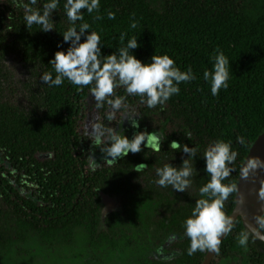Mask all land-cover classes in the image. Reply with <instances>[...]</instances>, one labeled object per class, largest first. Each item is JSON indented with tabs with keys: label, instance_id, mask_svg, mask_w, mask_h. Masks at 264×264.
<instances>
[{
	"label": "trees",
	"instance_id": "obj_1",
	"mask_svg": "<svg viewBox=\"0 0 264 264\" xmlns=\"http://www.w3.org/2000/svg\"><path fill=\"white\" fill-rule=\"evenodd\" d=\"M50 2L0 0V262L30 238L44 246H68L81 230L90 247L116 249L122 242L132 245L150 226L161 231L159 240H166L167 249L141 264H201L208 250L189 255L185 221L196 201L207 198L200 193L211 179L204 153L217 141L230 143L237 155L222 183L236 185L251 143L264 130V0H99V9L82 10L84 19L75 25L66 14L67 0H58L50 16L53 31L43 32L37 24L27 28L25 5L43 14ZM83 23L89 33L100 35L102 61L135 37L139 47L130 54L144 63L153 55H168L182 72L191 68L195 79L181 82L178 94L151 108L146 97L130 95L123 86L101 102L92 93L94 81L87 86L67 78L59 86L43 83L45 73L57 75L49 63L55 53L69 47L63 34ZM220 52L229 61L228 87L213 95L204 73L213 70ZM116 97H124L123 105L109 120L108 100ZM129 115L139 121L137 131L161 136L160 151L144 148L112 164L98 160L95 153L108 140L105 136L94 146L92 126L116 130ZM172 140L181 143L180 151L184 144L195 148L196 155L170 149ZM185 158L193 168L187 190L160 186L157 170L179 168ZM139 163L147 168L136 172ZM102 194L118 198L119 209L105 214ZM146 202L153 204V215H131ZM234 206L235 191L224 201L226 216ZM260 232L264 235V223ZM241 234L248 236L243 246ZM225 258L264 264V242L240 217L210 264Z\"/></svg>",
	"mask_w": 264,
	"mask_h": 264
},
{
	"label": "clouds",
	"instance_id": "obj_2",
	"mask_svg": "<svg viewBox=\"0 0 264 264\" xmlns=\"http://www.w3.org/2000/svg\"><path fill=\"white\" fill-rule=\"evenodd\" d=\"M32 4L36 0H31ZM58 7V0H51L43 6V14L25 5V21L27 28L33 24L40 25L43 32H50L54 27L50 23V16ZM68 19L75 25L76 21L84 19L82 10L88 13L99 9V0H67L64 5ZM115 14L109 13V19H114ZM133 28L136 24L131 25ZM88 23H83L79 30L75 26L69 28L63 34V43L69 44L67 50H59L55 53L52 63L57 73L55 79L51 74L45 73L41 79L43 83L59 86L67 78L78 86H87L95 82L92 93L97 101H104L107 97L113 96L117 87L123 86L130 95L146 97L148 107H155L165 103L172 95L178 94L179 84L195 79L191 68L181 71L175 66V61L168 55H153L150 63H144L130 50L137 49L139 43L135 37L131 38L126 47L118 50V53L104 57L101 60L102 50L100 47V35L96 32H88ZM82 37L84 38L82 41ZM124 41V35L120 37ZM62 47V46H58ZM228 58L220 52L215 57V63L211 72L205 71V80L211 81V92L218 95L220 89L227 88L229 79ZM124 97L109 99L113 113L109 115V120L113 118L114 112L123 105ZM128 121L132 128L139 129L140 123L135 116H129ZM92 143L94 146L103 144L107 136L108 146L101 147L104 159L112 164L129 155L137 154L144 148L160 151L161 136L155 131H137L133 138L127 135H120L113 129H104L100 124L92 126ZM191 139L190 135L187 136ZM240 142H243L242 139ZM143 146V147H142ZM170 149L183 153L186 157H194L196 149L183 145L172 140ZM237 153L232 151L231 144L224 141H217L210 145L204 153L205 171L210 175V181L200 189L202 198L196 201L191 217L185 221V233L190 239L189 255L197 250L218 251L221 244V236L231 230L232 221L223 211L224 201L229 195L237 190L235 184L226 185L222 183L231 173L229 165L236 159ZM147 168L146 163L135 165L136 172ZM264 169V159L253 157L244 167L242 175L248 178L250 174ZM159 180L157 183L162 187L171 185L176 192H185L191 184L189 179L193 175V168L189 159H182V164L177 167L165 165L157 170ZM258 198L264 201V181L258 192ZM258 222L264 223V219ZM247 234H241L239 243L243 246L247 243Z\"/></svg>",
	"mask_w": 264,
	"mask_h": 264
},
{
	"label": "rangeland",
	"instance_id": "obj_3",
	"mask_svg": "<svg viewBox=\"0 0 264 264\" xmlns=\"http://www.w3.org/2000/svg\"><path fill=\"white\" fill-rule=\"evenodd\" d=\"M128 118L115 131L131 139L137 129L131 127ZM95 154L98 160L106 161L101 150ZM119 206L118 198L108 197L104 200L105 210H118ZM153 214L154 206L150 202L135 206L131 213L141 219L145 215ZM144 228L135 235L132 245L127 246L122 242L116 249L105 245L90 247L87 235L81 230L76 232L73 244L68 246H44L35 238H30L25 244L19 245L4 257L0 264H141L142 261L157 257L161 253L165 255L167 246H165L166 240H159L162 237L161 231L150 226H148V231ZM218 264L238 263L225 258Z\"/></svg>",
	"mask_w": 264,
	"mask_h": 264
},
{
	"label": "water",
	"instance_id": "obj_4",
	"mask_svg": "<svg viewBox=\"0 0 264 264\" xmlns=\"http://www.w3.org/2000/svg\"><path fill=\"white\" fill-rule=\"evenodd\" d=\"M253 157L264 159V130L251 143L249 152L243 161L237 180V190L235 191V206L228 216L232 224L236 218L240 217L243 225L248 229L255 238L264 242V235L260 232V222L264 217V201L258 198V192L261 187V182L264 181V169H260L254 174H250L248 178L242 175L247 162ZM108 198L107 195H101V201ZM114 200V199H113ZM110 210H105V214ZM221 236V240L223 239ZM217 251L208 250L201 264H210Z\"/></svg>",
	"mask_w": 264,
	"mask_h": 264
}]
</instances>
